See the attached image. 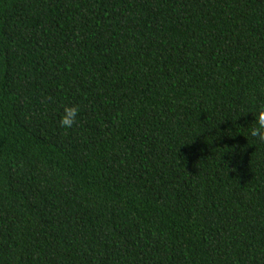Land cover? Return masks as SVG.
Here are the masks:
<instances>
[{"label":"trees","instance_id":"obj_1","mask_svg":"<svg viewBox=\"0 0 264 264\" xmlns=\"http://www.w3.org/2000/svg\"><path fill=\"white\" fill-rule=\"evenodd\" d=\"M262 109L264 0H0V264H264Z\"/></svg>","mask_w":264,"mask_h":264},{"label":"clouds","instance_id":"obj_2","mask_svg":"<svg viewBox=\"0 0 264 264\" xmlns=\"http://www.w3.org/2000/svg\"><path fill=\"white\" fill-rule=\"evenodd\" d=\"M78 109L75 107H64V113L61 116V126L71 128L76 123ZM256 126L250 129V135L264 141V109L260 110L255 117Z\"/></svg>","mask_w":264,"mask_h":264}]
</instances>
